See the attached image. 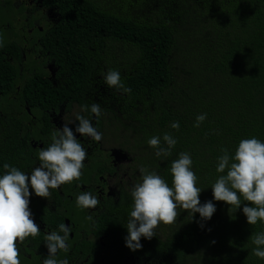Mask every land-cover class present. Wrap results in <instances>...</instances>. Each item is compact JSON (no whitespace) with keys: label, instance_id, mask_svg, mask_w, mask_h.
Wrapping results in <instances>:
<instances>
[{"label":"trees","instance_id":"1","mask_svg":"<svg viewBox=\"0 0 264 264\" xmlns=\"http://www.w3.org/2000/svg\"><path fill=\"white\" fill-rule=\"evenodd\" d=\"M57 1L62 23L47 49L69 77L66 98L83 99L86 92L100 98V127L115 134V146L131 152L137 170L155 169L170 183L168 162L179 151L189 152L203 188L199 200H210L220 148L231 153L241 138L251 136L264 141V0ZM109 69L119 71L128 93L103 84ZM14 74L0 61L4 91L14 89ZM28 85L25 90L35 98L33 87L54 91L35 77ZM11 111L10 106L5 114ZM199 113L206 119L194 127ZM172 121H179V129L169 127ZM2 125L21 124L9 115L1 118L0 140L10 130ZM164 132L177 144L159 162L146 141ZM10 145H0V165L13 156ZM214 203L204 228L198 227V214L189 220L181 209L175 222L157 226L165 264H264L251 253V236L264 225H248L239 208ZM244 203L250 202L241 207Z\"/></svg>","mask_w":264,"mask_h":264},{"label":"flooded vegetation","instance_id":"2","mask_svg":"<svg viewBox=\"0 0 264 264\" xmlns=\"http://www.w3.org/2000/svg\"><path fill=\"white\" fill-rule=\"evenodd\" d=\"M62 17L57 0H0V40L3 45L7 44L0 47V61L11 65L15 73L12 91H4L3 84L0 85V119L9 115L15 118L17 125L21 124L15 129H10L11 125H2L10 130L5 134L7 137L0 140V145L14 146L10 145L8 150H13V156L4 163L29 172L38 163L35 153L39 147L50 143L53 129L73 120L78 112L92 120L103 134L102 141L90 142L74 133L87 148L79 181L50 190L47 199L30 195L29 208L40 232L17 245L20 264H41L47 254L44 235L56 230L61 222L72 225L69 251L57 253V258H66L68 264H165L163 235L158 227L155 230L157 238L145 240L141 237L139 250L130 251L124 246V226L131 204L128 190L138 181L139 172L131 152L115 146V134L107 135L100 127L104 124H99L92 114L88 115L87 110L80 111L81 105L100 103V98L91 92L84 93L83 99L66 98L69 77L47 49L51 46L50 41L56 39ZM32 77L54 91L41 92L38 91L40 87H33L35 98L31 89L25 90ZM102 89L105 91V86ZM10 106L12 111L5 114V109ZM108 106H114V103L109 101ZM68 126L73 128L74 124ZM38 130L40 133L36 132ZM12 136L15 137L13 142L9 139ZM3 171L1 168V173ZM84 188L98 197L99 203L93 209L75 208L74 197ZM88 216L92 219H86Z\"/></svg>","mask_w":264,"mask_h":264},{"label":"clouds","instance_id":"3","mask_svg":"<svg viewBox=\"0 0 264 264\" xmlns=\"http://www.w3.org/2000/svg\"><path fill=\"white\" fill-rule=\"evenodd\" d=\"M0 47H3L2 40ZM102 80L107 88L120 89L124 93L130 91L115 69L104 72ZM86 110L95 118L102 115L101 106L96 102L80 106L81 112ZM206 116V113L197 114L193 126L199 127ZM69 124H74V127L70 128ZM169 127L179 129V121L170 122ZM74 133L90 142L102 141L103 134L92 120L78 112L73 120L53 129L50 143L46 147H39L35 153L38 163L29 172L8 163L0 165L4 170L0 173V264H20L17 245L28 237H36L40 232L29 208L30 195L47 199L51 195L50 190L80 180L87 148ZM146 144L159 162H164L171 155L177 139L164 132L159 136H150ZM219 151L220 155L215 162L218 175L210 184L211 199L202 203L199 194L203 188L197 186L198 177L192 169L193 161L189 152L179 151L176 158L168 162L170 183L155 169L148 170L143 166L138 168L139 179L128 190L131 204L124 226L125 247L130 251L139 250L142 247L141 237L151 239L158 225L176 221L177 209L187 210L189 220L198 214L195 218L198 227L204 228L203 222L210 220L216 211L214 201H222L235 211L239 208L248 225H256L258 221L264 225V141L256 136L241 138L231 153L225 147ZM76 186L81 187L79 184ZM242 202L250 203H244L241 207ZM98 203L97 195L86 188L74 197L75 208L78 210L93 209ZM86 219L91 220L92 217ZM71 232L72 225L61 222L56 230L45 233L43 243L47 254L41 264H68L66 258L58 259L57 253L61 250L69 251ZM251 243L254 246L251 249L252 255L264 260V231L252 235Z\"/></svg>","mask_w":264,"mask_h":264}]
</instances>
